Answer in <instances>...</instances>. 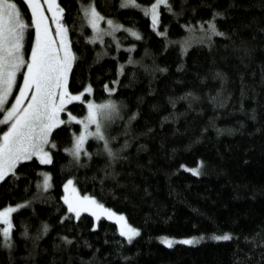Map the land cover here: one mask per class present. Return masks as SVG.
Segmentation results:
<instances>
[{
    "label": "trees",
    "instance_id": "16d2710c",
    "mask_svg": "<svg viewBox=\"0 0 264 264\" xmlns=\"http://www.w3.org/2000/svg\"><path fill=\"white\" fill-rule=\"evenodd\" d=\"M16 2L29 21L23 1ZM58 2L78 54L70 83L75 89L91 82L94 93L86 97L96 103L118 102L108 132L114 148L125 141L127 147L112 161L96 154L97 141L90 138L91 159L82 156L83 166L67 167L63 147L71 146L80 126L61 125L51 164L21 162L17 177L0 182V206L30 200L12 214L11 246L0 233V264H264V0H170L183 12L177 17L161 6L158 28L165 37L121 0H94L103 15L141 33L117 30L120 48L110 36L103 45L85 38L92 32L79 7L88 0ZM214 10L223 13L215 18L217 34L200 40V26L207 28ZM189 37L184 49L181 41ZM101 50L109 54L97 59ZM129 56L137 63H126ZM68 108L86 114L81 102ZM193 167L199 175L188 170ZM44 172L51 174L48 189ZM70 177L82 195L123 213L139 234L129 242L105 218L93 228L89 213L61 220L63 183ZM225 232L230 239L211 238ZM161 237L177 242L169 246ZM193 237L198 242H178Z\"/></svg>",
    "mask_w": 264,
    "mask_h": 264
},
{
    "label": "snow or ice",
    "instance_id": "6c2138e0",
    "mask_svg": "<svg viewBox=\"0 0 264 264\" xmlns=\"http://www.w3.org/2000/svg\"><path fill=\"white\" fill-rule=\"evenodd\" d=\"M23 2L30 10V23L16 0H0V125L4 126L0 128V182L8 183L6 178L17 177L19 175L17 166L21 162L33 161L35 158L41 165L51 164L53 160L51 149L59 147L54 138L58 135L57 130L61 125L70 127L72 122H77L80 130L78 133H72L69 141L71 146L63 147V152L70 156L68 163L64 166H83L82 156L91 159L93 153L86 147L89 137H94L97 141L96 154H106L109 160L114 161L119 151L127 147V141H125L119 149L114 148L112 141L115 137H111L108 132L113 116H118L120 113V107L114 99H107L101 104L87 99L86 94L94 93L91 82L75 86V89L70 83V79L76 76L74 65L78 60V54L74 50L69 27L64 22L65 9L58 0H23ZM120 6L142 11L145 17H150V27L153 30H156L160 24L161 6L177 17L183 12V9L176 12L170 0H149L148 3H141L140 0H121ZM79 11L83 14L82 19L91 28L92 34L85 37L90 42L99 41L103 45L104 37L107 35L112 37L116 41V47L120 48L119 39L115 36L117 30L124 29L134 37L141 36V33L133 27H126L113 18L103 15L95 6L94 0L82 2ZM222 15V12L214 10L212 17L207 21V28L201 24L200 40L217 34L215 18ZM102 21L107 27L102 26ZM52 25L55 27L53 28ZM30 27L34 28L35 34L31 42L30 54L26 55L25 38ZM184 27L190 33H195L191 24ZM158 34L165 37L166 31H160ZM219 34L224 35V33ZM193 38L189 37L188 40L181 41L184 49L189 46L188 41ZM168 42L171 43V41ZM135 47V44L130 45L129 52ZM108 54L101 50L97 51L96 57L99 59ZM126 63L135 64L137 61L129 56ZM123 70V65H120L118 74ZM18 76H22V82H18ZM112 83L116 84L118 81H112ZM102 87L109 94L117 91L115 87H110L108 84H103ZM14 89L18 91L14 92ZM10 97L13 99L10 100ZM73 102H81L82 106L86 105V115L74 114L68 108V105ZM64 113L67 119L62 116ZM135 115L136 113H133L129 121L134 119ZM188 170L199 175L197 167ZM50 175L49 172L43 173L44 189L50 187ZM61 199L67 206L61 220L65 217L70 218L69 214L79 219L82 213H91L96 220L102 216L107 217L108 220H114L121 236L126 237L129 242L139 234L140 229L130 224L123 213H117L106 207L94 195H82L71 177L63 183ZM29 204L30 200L24 199L22 202L0 206V222L3 225L0 227V233L5 246H11L12 243L11 235L14 227L12 214ZM48 227L44 224V231H47ZM92 227L95 228L96 224ZM22 235H27V231ZM230 236L228 232L223 235L213 233L211 238L221 241L230 239ZM204 238L203 235L199 237V239ZM62 239L71 243L68 236ZM163 242L171 246L173 241L171 238L164 237ZM182 242L193 244L198 242V239L183 238Z\"/></svg>",
    "mask_w": 264,
    "mask_h": 264
},
{
    "label": "rangeland",
    "instance_id": "374dc122",
    "mask_svg": "<svg viewBox=\"0 0 264 264\" xmlns=\"http://www.w3.org/2000/svg\"><path fill=\"white\" fill-rule=\"evenodd\" d=\"M23 1V0H22ZM24 3V2H23ZM25 4V3H24ZM25 6H26V4H25ZM20 7V6H19ZM21 8V7H20ZM26 8H27V6H26ZM22 10V9H21ZM27 11H28V13H29V17H30V10L29 9H27ZM23 12V11H22ZM47 15H51L50 13H46ZM26 17V16H25ZM27 18V17H26ZM149 18V20H150V17H148ZM27 20V19H26ZM29 23H30V19H29V21H28ZM102 23V26H104V27H107V25H106V23L105 22H101ZM150 23H151V20H150ZM159 26V25H158ZM52 27L54 28L55 27V25H52ZM154 31H156L157 33H159L160 31H159V28L157 27V29L156 30H154ZM30 33H32L33 34V36H32V38L34 39V34H35V30H34V28H29L28 30H27V33H26V38H25V51H26V55L27 54H30V48H31V42H32V40L29 42V39H28V36H29V34ZM107 36V35H106ZM105 36V37H106ZM18 82H22V76H18ZM15 91H18V89H14V92ZM10 100L11 99H13V97H10L9 98ZM105 102V101H104ZM104 102H101V103H104ZM101 103H98V104H101ZM87 111V110H86ZM86 115V114H85ZM62 116H63V114H62ZM64 117V116H63ZM65 119H67V117L65 116L64 117ZM4 126L3 125H0V128H3ZM90 138H93V139H95L94 137H89L88 139H90ZM90 215H91V213H89ZM92 216V215H91ZM93 217V216H92ZM101 218H105V219H107V217H105V216H102ZM100 218V219H101ZM93 220L95 221V224L97 223V221L98 220H96V218L95 217H93ZM112 221H114V220H112ZM115 222V221H114ZM1 224H2V222H0ZM2 227H3V225H2ZM3 237V236H2ZM126 238V237H125ZM163 238L164 237H161L160 238V241L162 242V243H164L163 242ZM127 239V238H126ZM172 239V238H171ZM172 244H174L175 242H177L175 239H172ZM178 242H182V239H180V240H178ZM164 244H166V243H164ZM171 244V245H172ZM166 245H168V244H166Z\"/></svg>",
    "mask_w": 264,
    "mask_h": 264
}]
</instances>
